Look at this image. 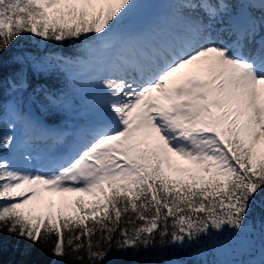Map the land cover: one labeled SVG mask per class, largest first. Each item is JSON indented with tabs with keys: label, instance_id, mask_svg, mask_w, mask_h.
<instances>
[{
	"label": "snow or ice",
	"instance_id": "6c2138e0",
	"mask_svg": "<svg viewBox=\"0 0 264 264\" xmlns=\"http://www.w3.org/2000/svg\"><path fill=\"white\" fill-rule=\"evenodd\" d=\"M155 4L0 0V264L5 236L50 264H103L113 247L173 254L159 264H264V0ZM22 40L83 55L16 53L6 76ZM29 68L65 87H32ZM30 88L54 119L78 111L79 93L74 142L23 114Z\"/></svg>",
	"mask_w": 264,
	"mask_h": 264
},
{
	"label": "trees",
	"instance_id": "16d2710c",
	"mask_svg": "<svg viewBox=\"0 0 264 264\" xmlns=\"http://www.w3.org/2000/svg\"><path fill=\"white\" fill-rule=\"evenodd\" d=\"M84 45L81 44H49L45 47L43 44L38 46L36 41L32 40H22L18 44L13 45V47L4 54V60L6 61L4 67V73L7 76L9 73L19 70L20 66L16 64H11L9 57L16 53H23L27 51L31 52H48L51 54L64 55L70 58H77L83 55ZM28 76L32 87L37 85H44L45 87L52 88H64L65 87V78L58 73H53L50 75H36L32 72L31 68L28 69ZM24 102L27 99H31L34 102V106L37 110L39 107L38 103L41 102L39 96H34L32 94V89L30 88L28 92L23 94ZM11 96L5 90L3 96V102L6 103ZM55 117V119L48 113H46V121L50 123L59 122L64 123L66 121L65 115ZM0 129L6 130V125H0ZM260 210L259 206L257 207L256 223H259ZM250 224H253V221L249 220ZM118 239V237L116 238ZM55 240V236L53 237ZM50 246V245H49ZM204 245H202L203 247ZM172 253L167 250H141L139 253L133 254L131 251L121 252L117 251L115 247L108 253L107 257L103 261V264H159V262L170 259ZM202 254L197 253V256ZM206 259H212V257H205ZM54 258L42 248L37 246H30L24 240H18L15 237H4V248L2 261L3 264H50ZM60 264H73L72 261L65 260L61 261Z\"/></svg>",
	"mask_w": 264,
	"mask_h": 264
},
{
	"label": "rangeland",
	"instance_id": "374dc122",
	"mask_svg": "<svg viewBox=\"0 0 264 264\" xmlns=\"http://www.w3.org/2000/svg\"><path fill=\"white\" fill-rule=\"evenodd\" d=\"M158 4H155L152 6V12L153 15H163L164 13H166L167 10V5L163 4L166 2V0H157ZM72 98H73V102L74 104L77 106L78 111L73 112L71 114H68L67 117V124H59V126L64 130L65 132V136L67 138V141L69 144H71L72 142H74L75 140V134L78 131L79 127L84 123L86 116L79 111L80 108V95L77 92H74L72 94ZM11 100V98H10ZM10 100L7 102L9 103ZM24 102V95L22 94L20 97V103H21V109H22V105ZM23 114L26 117L31 118L32 120L36 121L39 124H42L44 126H51V124L47 125L44 121V117L46 116V114H43V116H39L38 114L40 113H46L44 111H42V108H39V111L37 113H35L34 111L29 115L26 114L25 111H22ZM7 127V126H6ZM16 134L17 136L21 135V129L17 128L16 130ZM50 142L48 141H43V140H38L35 144V147L37 148V150L41 153L45 152L47 150V148L49 147ZM51 199L53 200H59V197H51ZM252 224H249V227L251 228ZM237 256H234L231 253H225L222 254L221 256H217V257H212V259H219L222 264H230L231 261L237 259Z\"/></svg>",
	"mask_w": 264,
	"mask_h": 264
},
{
	"label": "water",
	"instance_id": "95a60500",
	"mask_svg": "<svg viewBox=\"0 0 264 264\" xmlns=\"http://www.w3.org/2000/svg\"><path fill=\"white\" fill-rule=\"evenodd\" d=\"M26 108H27V111L30 112L32 110V103L30 101H28L26 103Z\"/></svg>",
	"mask_w": 264,
	"mask_h": 264
}]
</instances>
